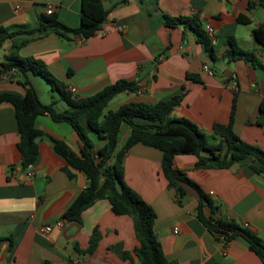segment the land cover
<instances>
[{"label":"crops","instance_id":"obj_1","mask_svg":"<svg viewBox=\"0 0 264 264\" xmlns=\"http://www.w3.org/2000/svg\"><path fill=\"white\" fill-rule=\"evenodd\" d=\"M108 14L100 28L82 38L59 37L38 29L41 17L56 19L76 27L80 21V0H0V26L15 31L0 46V63L13 43L20 44V56H32L46 64L74 98L91 95L118 79L134 81L136 91H122L107 108L115 109L129 100L154 103L185 92L171 117H185L204 133L214 122L226 123L235 99L233 131L242 140L264 150V124L259 102L264 96V44L252 36V29L264 24V0L247 8L248 0H101ZM258 3L260 0H252ZM52 13L47 14L46 9ZM197 13L202 27L214 30L213 53L202 48L191 29L167 26L164 15ZM244 14L249 22L240 23ZM233 36L237 45L252 51L259 63L242 58L227 62L222 57ZM212 70L208 74L202 66ZM197 76L187 79L186 73ZM236 76L231 87L230 74ZM2 76V75H1ZM0 76V93L24 94V87L13 77ZM39 100L52 103L56 111L66 108L59 93L40 75L26 72ZM17 78V79H16ZM121 96V97H120ZM34 126L44 132L36 138L37 156L28 177L20 164L18 133L11 104H0V264H138V245L129 215H116L105 198L97 199L81 213L80 222L66 221L62 228L48 233L39 227L61 218L77 193L88 185L80 171L68 177L65 159L55 152L53 137L79 152L81 142L66 122L54 121L45 113ZM129 128L121 125L119 144ZM93 151L104 139L89 133ZM193 154H176L173 166L186 172L200 188L218 202L216 217L234 219L264 239V175L253 167L251 158L225 168H197ZM123 178L155 211L153 230L169 264H262L242 238L232 239L223 252L218 241L196 218L198 193L180 183V194L161 172V151L133 144L123 158ZM208 212V209H207ZM99 232L95 248L83 254L93 229ZM177 228V233L173 229Z\"/></svg>","mask_w":264,"mask_h":264},{"label":"trees","instance_id":"obj_2","mask_svg":"<svg viewBox=\"0 0 264 264\" xmlns=\"http://www.w3.org/2000/svg\"><path fill=\"white\" fill-rule=\"evenodd\" d=\"M142 1V0H140ZM255 4L247 1V8ZM108 14L101 0H80V21L76 27H68L60 23L54 14L41 17L38 29H48L59 37L69 38L79 36L86 38L98 30ZM236 20L240 23L249 22V17L239 14ZM167 26H181L191 29L196 41L207 50L211 58L215 59L213 44L202 27L197 13L191 15H164ZM15 31H8L0 26V46L4 40L13 36ZM252 36L258 43L264 44V24H258L252 29ZM228 47L222 57L227 62L242 58L252 63H259L252 51L239 47L233 36L227 38ZM20 44H12L11 51L5 61L0 63V76L14 78L19 73L23 76L17 81L24 87V94L18 96L13 93L1 92L0 104L7 102L12 105L17 125L20 152V164L24 167L32 163L38 151L36 138L44 132L34 126L35 118L48 113L56 122L68 123L77 133L81 142L79 152L72 150L62 140L49 136L52 147L65 161L64 168L68 177H73L72 170L80 171L88 180V185L81 189L61 218L66 221L80 222L83 210L91 206L97 199L105 198L109 202L111 211L116 215H129L133 222L138 245L134 252L138 264H169L165 257L160 241L153 230L155 211L140 194L126 184L123 178V158L129 148L135 143H142L161 151V172L163 177L175 185L180 194L184 192L180 183L187 184L198 193L195 206L196 218L205 226L215 239L219 235L230 242L234 238H242L264 264V239L239 224L234 219L216 217L218 202L205 193L200 186L189 178L185 171L173 166L176 154H193L196 157L197 168H225L233 162L244 158H251L258 163L253 169L264 175V150L248 143L233 131L232 123L235 110L233 98L229 119L226 123L214 122L210 133L202 132L197 124L185 117H171L170 112L177 106L183 95L182 87L179 93L154 103L140 100H129L115 109L107 108L108 103L122 91H136L134 81L118 79L91 95L74 98L66 89L65 84L57 79L45 63L32 56H20ZM40 75L52 89L57 91L66 103V108L56 111L52 103H42L33 86L26 77V72ZM9 77V78H10ZM187 79L196 80L197 76L186 73ZM261 118L256 122L264 124V96L259 102ZM127 125L129 132L123 143L119 144L121 125ZM103 138L104 143L93 151L89 133ZM208 209V212H207ZM99 232L93 229L83 254L90 253L96 246Z\"/></svg>","mask_w":264,"mask_h":264},{"label":"built area","instance_id":"obj_3","mask_svg":"<svg viewBox=\"0 0 264 264\" xmlns=\"http://www.w3.org/2000/svg\"><path fill=\"white\" fill-rule=\"evenodd\" d=\"M52 12L53 11H52L51 8L46 9V13L47 14H51ZM204 30L206 31L208 37L210 38V40H211V42L213 44V42L215 40L213 28L211 26H205ZM202 68L208 74H212V70L208 66L203 65ZM1 77H5V75H2ZM228 80L230 81L231 87H235L236 86V76H235V74H233V73L230 74ZM24 168H25V171H26V174H27L28 177H31L34 174V172L32 170V164L31 163L26 165V166H24ZM63 222H64V219L59 218L55 222H53L52 224H45V225L40 226L39 230L41 232L48 233L51 230H53L54 228H62L63 227ZM173 233H177V228L173 229ZM218 237H219V239H217L218 244H219L221 250L223 252H225L227 250L228 242H226L220 235ZM72 262L76 264L77 261H72Z\"/></svg>","mask_w":264,"mask_h":264},{"label":"rangeland","instance_id":"obj_4","mask_svg":"<svg viewBox=\"0 0 264 264\" xmlns=\"http://www.w3.org/2000/svg\"><path fill=\"white\" fill-rule=\"evenodd\" d=\"M56 92V91H55ZM121 97V96H120Z\"/></svg>","mask_w":264,"mask_h":264}]
</instances>
